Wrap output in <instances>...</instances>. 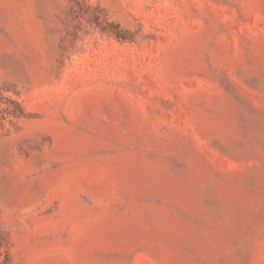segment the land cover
<instances>
[{"label": "rangeland", "instance_id": "374dc122", "mask_svg": "<svg viewBox=\"0 0 264 264\" xmlns=\"http://www.w3.org/2000/svg\"><path fill=\"white\" fill-rule=\"evenodd\" d=\"M0 264H264V0H0Z\"/></svg>", "mask_w": 264, "mask_h": 264}]
</instances>
